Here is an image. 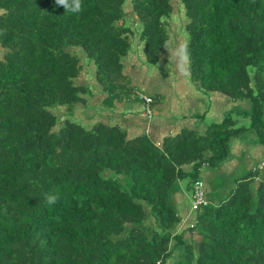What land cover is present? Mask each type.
Listing matches in <instances>:
<instances>
[{"label":"trees","instance_id":"16d2710c","mask_svg":"<svg viewBox=\"0 0 264 264\" xmlns=\"http://www.w3.org/2000/svg\"><path fill=\"white\" fill-rule=\"evenodd\" d=\"M177 8L192 80L249 103L248 125L194 114L158 141L130 133L131 110L99 118L139 101L152 119L162 100L133 83V39L147 63L169 57ZM248 130L264 146V0H0V264H264V161L214 196L202 176Z\"/></svg>","mask_w":264,"mask_h":264},{"label":"rangeland","instance_id":"374dc122","mask_svg":"<svg viewBox=\"0 0 264 264\" xmlns=\"http://www.w3.org/2000/svg\"><path fill=\"white\" fill-rule=\"evenodd\" d=\"M182 12L177 8L173 14L170 33H172L175 43L172 49L169 50V57L167 55L164 56L163 53L161 55V61L157 65L149 64L145 61L142 45L139 49L135 48L136 44L140 41L133 39V47L134 50L136 49L135 57L131 62L132 65L134 63L136 65L131 70L133 83L137 84L141 91L161 97L162 103L155 105L154 114L156 119H160L167 126L170 125L169 122L173 124L172 122H177L178 119L182 120L185 124L192 123V117H185L184 119L185 112L197 114L198 118L204 120L207 124L221 121L229 115L236 117V113L239 112L237 116L239 124L248 125L249 120L243 116L242 111L248 109L249 103L228 99L217 92L205 91L192 80L188 70V60L185 50L188 35L183 29V25L187 22V19L184 12ZM90 72L94 73L93 69ZM86 79L93 81L92 85L96 87L93 75H90ZM106 103L108 106H104L105 103L104 105L102 104L98 115L101 119L104 117V115L102 116L103 110L117 111L116 113L118 114L116 115H121V112L128 113L131 110L134 114H128L126 116L128 121L126 123L122 122L124 124H131L129 119L134 121L144 116V113L142 115H135L138 109H142V102L138 101L137 104L126 102L124 105H115V103L112 104L109 101ZM130 104H132L131 108ZM111 106L112 108H109ZM58 107L59 109L56 111L60 117L63 116L65 110L70 111L71 114L73 113L74 117L81 116L80 114L83 112L82 107L77 104ZM107 118L109 123H115L112 120L113 116L112 118ZM131 134L133 135L135 132ZM231 145L232 154L221 164L220 168L214 169L209 166H204L202 170L203 181L206 183V187L212 196L218 195L219 191L224 190V193L228 191L235 177L245 175L253 166L258 163L262 164L264 161V146L258 144L257 136L253 130H248L240 138L232 140ZM186 196L183 198L181 192L176 191L173 200L176 204H183L184 199L186 202H190L188 193ZM180 209L184 214L190 213V211H186L185 213L181 205ZM190 219L191 222L195 219V211H191ZM189 235L190 233L188 232L187 236ZM195 237H197L196 234Z\"/></svg>","mask_w":264,"mask_h":264},{"label":"crops","instance_id":"0c3cea01","mask_svg":"<svg viewBox=\"0 0 264 264\" xmlns=\"http://www.w3.org/2000/svg\"><path fill=\"white\" fill-rule=\"evenodd\" d=\"M154 112H155V110H153V117H152V119L149 120V122H145L143 120V116L140 119L137 118V120L135 119L134 121L133 120L130 121V123H131L130 133L141 131L142 129H144L145 131L149 130V132H153L155 134L156 139L158 141H160L163 138V136L169 132L175 133L184 126H195V125H197L196 124L197 121H196L193 113L190 114L188 112H185V114L183 116L184 119H185V117H192V119H193L192 123L185 124L184 122H182V120L178 119L177 122L176 121L172 122L173 124H171V122H169L170 125L167 126L166 123H164L160 119H156ZM135 115H138V114H135Z\"/></svg>","mask_w":264,"mask_h":264},{"label":"clouds","instance_id":"9594fccd","mask_svg":"<svg viewBox=\"0 0 264 264\" xmlns=\"http://www.w3.org/2000/svg\"><path fill=\"white\" fill-rule=\"evenodd\" d=\"M55 5L63 7L65 11L71 13H79L81 11V0H55ZM55 202L54 197H48L47 203L51 204Z\"/></svg>","mask_w":264,"mask_h":264},{"label":"built area","instance_id":"2783aa9c","mask_svg":"<svg viewBox=\"0 0 264 264\" xmlns=\"http://www.w3.org/2000/svg\"><path fill=\"white\" fill-rule=\"evenodd\" d=\"M145 100H146L147 103H150L152 101V99L150 97H147V96H145ZM147 114H150V109L149 108H147V110H145V112H144V115H147ZM198 187H201V183H200V185L197 186V188ZM202 201H204L203 192L199 191L195 195V202L194 203L197 205V204H200Z\"/></svg>","mask_w":264,"mask_h":264}]
</instances>
